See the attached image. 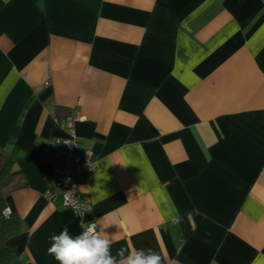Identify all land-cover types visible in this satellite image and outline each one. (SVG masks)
<instances>
[{
	"label": "crops",
	"instance_id": "1",
	"mask_svg": "<svg viewBox=\"0 0 264 264\" xmlns=\"http://www.w3.org/2000/svg\"><path fill=\"white\" fill-rule=\"evenodd\" d=\"M59 108L96 160L80 191L113 254L264 264V0H0L11 264H59L50 237L83 231L44 196Z\"/></svg>",
	"mask_w": 264,
	"mask_h": 264
},
{
	"label": "built area",
	"instance_id": "2",
	"mask_svg": "<svg viewBox=\"0 0 264 264\" xmlns=\"http://www.w3.org/2000/svg\"><path fill=\"white\" fill-rule=\"evenodd\" d=\"M78 119L75 114L57 122L64 135L48 141V148L56 153L59 162L53 168L52 182L44 191V196L51 203L69 208L84 230L93 223L98 224L90 218L91 206L83 200L80 191V181L96 170V160L90 153H78L79 142L74 126ZM9 214V209L5 208L3 215L7 218Z\"/></svg>",
	"mask_w": 264,
	"mask_h": 264
},
{
	"label": "clouds",
	"instance_id": "3",
	"mask_svg": "<svg viewBox=\"0 0 264 264\" xmlns=\"http://www.w3.org/2000/svg\"><path fill=\"white\" fill-rule=\"evenodd\" d=\"M180 218L176 217L175 222ZM110 225L93 223L78 235L64 228L50 237L52 243L47 253L59 264H164L161 254L152 249H127L112 252L113 240L101 235Z\"/></svg>",
	"mask_w": 264,
	"mask_h": 264
},
{
	"label": "trees",
	"instance_id": "4",
	"mask_svg": "<svg viewBox=\"0 0 264 264\" xmlns=\"http://www.w3.org/2000/svg\"><path fill=\"white\" fill-rule=\"evenodd\" d=\"M62 109H57V122H61L69 117H61ZM9 143L12 144L11 141ZM17 155L16 148H13L10 156L0 161V190L10 182L11 172ZM6 208L4 199L0 196V264H11L16 258V251L13 247H5L7 238L18 230V221L14 214H9L7 218L3 215Z\"/></svg>",
	"mask_w": 264,
	"mask_h": 264
}]
</instances>
